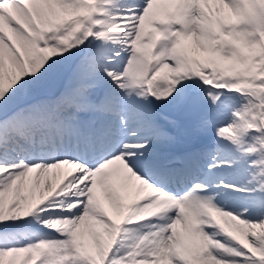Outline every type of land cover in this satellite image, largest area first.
Wrapping results in <instances>:
<instances>
[{
	"label": "snow or ice",
	"instance_id": "obj_1",
	"mask_svg": "<svg viewBox=\"0 0 264 264\" xmlns=\"http://www.w3.org/2000/svg\"><path fill=\"white\" fill-rule=\"evenodd\" d=\"M0 264H264V0H0Z\"/></svg>",
	"mask_w": 264,
	"mask_h": 264
}]
</instances>
